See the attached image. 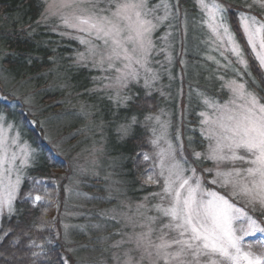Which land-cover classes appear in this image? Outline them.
Listing matches in <instances>:
<instances>
[{"label":"trees","instance_id":"obj_1","mask_svg":"<svg viewBox=\"0 0 264 264\" xmlns=\"http://www.w3.org/2000/svg\"><path fill=\"white\" fill-rule=\"evenodd\" d=\"M216 1L234 9L225 12L227 23L247 45L237 16L259 2ZM176 2L149 0L158 16L162 3L169 6L168 19L154 31V79L149 87L131 81L119 90L130 97L127 106H118L109 99L116 91L105 87L112 73L102 79L91 62H77L86 47L73 37L84 34L55 17L42 21L44 0H0V115L33 149L32 160L20 167L14 205L0 221V264H122L132 245L117 242L140 230L141 218H157L156 205L164 201L152 195L163 192L164 182L153 144L162 133L157 118L169 123L166 134L176 148L183 140L193 163L211 166L199 105L228 97L221 85L236 74L223 76L209 58L216 52L206 43L199 0H179L178 9ZM250 58L257 84L243 79L264 97V79ZM181 111L190 118L182 119ZM133 117L131 134L119 138L116 129Z\"/></svg>","mask_w":264,"mask_h":264},{"label":"snow or ice","instance_id":"obj_2","mask_svg":"<svg viewBox=\"0 0 264 264\" xmlns=\"http://www.w3.org/2000/svg\"><path fill=\"white\" fill-rule=\"evenodd\" d=\"M100 4L101 0H46L41 20L55 17L64 27L84 34L73 37L84 44L87 51V56L79 54L77 62L91 60L93 66L105 68L106 65L105 70H114L118 90L109 99L118 106H127L130 97L121 95L119 89L126 88L129 81L138 82L141 70L145 87H149L154 79L149 71L155 47L152 36L158 23L168 19L169 6L162 3L164 15L158 16L155 14L158 6H150L149 0H105L103 7ZM199 5L205 13L204 22L210 38L217 48L227 46V50L236 57L235 62L242 65L243 75L250 77L252 84L256 85L244 49L236 32L227 23L226 10L216 0H212L211 4L199 0ZM174 7L179 8V0ZM259 7L264 14V0L259 2ZM237 20V28L242 32L264 79V20L243 12L238 14ZM221 54L224 55L223 51ZM224 58L228 60L227 56ZM228 63L233 62L229 60ZM233 71L238 78L225 81L221 87L228 88L233 97L230 103L236 108L227 105L217 107L214 101L205 99L204 103L213 107L219 115L213 120L206 113H201L205 116L203 122L209 125L205 136L209 141L208 151L204 159L213 161L215 178L212 183L227 189V195L205 189L203 178L196 175L195 168L185 169L171 151L161 150L160 176L164 178L161 199H166L168 203L156 205V210L161 217H167L168 222L162 225L160 234L154 239L156 229L153 224L157 218L149 216V223L140 225L146 231L133 230L127 241L117 242L118 245L128 243L133 246L126 250L124 264H142L145 258L148 264H264V245L257 253L252 250L251 244L247 247L243 244L245 235L264 234V103L249 88V81L243 79L241 70ZM237 101L240 103L237 104ZM136 123L133 117L130 123L121 124L116 129L119 138L130 135ZM158 143V139L153 141V144ZM23 151L22 160L27 164L30 151ZM194 156L199 160L201 154L194 153ZM0 158L7 162L6 156ZM165 160H169L167 165ZM186 170L191 171L192 177L185 176ZM18 184L17 176L15 183L7 185L9 208ZM237 200H243L253 212L259 206L260 217L254 218L243 206L237 207ZM239 220H243L244 225L237 229L235 222ZM165 228L175 235L169 236L164 232ZM132 251L140 253L139 260L131 255Z\"/></svg>","mask_w":264,"mask_h":264},{"label":"rangeland","instance_id":"obj_3","mask_svg":"<svg viewBox=\"0 0 264 264\" xmlns=\"http://www.w3.org/2000/svg\"><path fill=\"white\" fill-rule=\"evenodd\" d=\"M46 2V0H44ZM104 2L105 0H101V4L100 6L103 7L104 6ZM206 3L211 4L212 0H205ZM218 4L222 5V7L226 10V11H231L234 12V9L232 7H227L226 5L221 4L219 1H216ZM257 2H261V0H257ZM259 4V3H258ZM256 4V9L253 8L254 13H252L253 11H242L243 13L255 16L258 20H264V14L262 15H258V13H261L262 10L260 9L259 5ZM227 20V18H226ZM229 22V20H228ZM230 25V23H228ZM232 30H234L233 26L230 25ZM74 30V29H71ZM237 30V29H236ZM75 31V30H74ZM154 34L152 36V40L154 43ZM206 43H208L209 45H211V50L215 51L216 54H213L212 57V62L214 63V65H216L221 71H222V75L224 76L225 72L229 71L230 73H234L236 74L235 71H233V69H238L241 70V75L243 76V78L246 79V75H243L242 72V65H240L239 63H236V57L233 56L228 50H227V46H225L224 49H218L216 46V43L213 42V40L210 38V33L209 30L207 28L206 30ZM237 35V34H236ZM239 36V35H237ZM240 42L241 47L244 49V53H245V57L248 60L249 66H250V70L253 68L252 66V59L250 57L254 59V56L251 52V49L248 47V45H243L240 41V39H238ZM247 43V42H246ZM248 47V48H247ZM249 52L250 51V55L246 54V51ZM223 51L224 55L221 54V52ZM85 55L87 56V51L85 50ZM152 53H153V49H152ZM225 56L228 57V60H225ZM249 56V57H248ZM250 59V60H249ZM232 61L233 63L229 64L228 61ZM88 62H91V60H87ZM217 61H219V63H217ZM81 63V62H79ZM152 65H156L155 62L153 61L152 55L150 57V62H149V71L150 74L153 75V70H152ZM97 69H99L100 71L103 72L102 75V79L107 78L108 76L105 74L106 72L110 71L109 73L111 74V77L108 78L106 85H112L110 87H107L108 89L117 91L118 89L115 87V71L114 70H105L106 69V65L105 68H101L99 66H94ZM252 72V71H251ZM155 76V75H154ZM234 76V75H233ZM253 76V73H252ZM233 78H238L237 75H235V77ZM250 78V77H249ZM223 79H225L223 77ZM251 79V78H250ZM139 80H144V73L143 70H141V76ZM218 80V79H217ZM230 79L226 78L225 81H228ZM131 81L128 82V84H130ZM151 83V82H150ZM127 84V85H128ZM127 88V87H126ZM126 88L123 89H119L121 92L123 90H125ZM227 91L229 92L228 88ZM258 96H260L258 93H256ZM261 102L264 103L263 99L264 97L260 96ZM210 100V102L214 101L215 105L217 107H222L227 105L229 108H236V105L231 104L230 101H232L233 97L231 95V93H228V97H224V99H221V102L219 100L212 99L211 97L209 98H205ZM203 99V100H205ZM182 102V101H181ZM240 103V101H237V104ZM198 105V104H197ZM200 106V111L201 113H206V115L208 117H210L211 119L215 120L217 115H219V113L213 108L210 107L209 105H206L203 101V104L199 105ZM181 107V106H180ZM237 111H239V109H236ZM170 113V112H169ZM181 115H182V119L183 117L185 118V120H188L190 118V115L188 114L187 117H185L186 115H183V111H181ZM3 117L2 120H0V142H2V147H0V157L6 156L7 157V162H5L4 159L0 158V180H2V183H0V221L3 217V215L10 211L14 205V201L16 200L18 193H19V188L21 185V166L25 165L22 157L24 155V149H28L30 151V160H32L33 158V149L31 147V145L29 144V142L27 140L22 141L21 140V136L20 134H18L17 131H13L12 125H10V123L7 122V120L4 118L3 115H0ZM205 120V116H202V120H201V125L200 128V133L205 137L207 135V128L209 127V125H206L203 121ZM157 124L161 127V134L158 136V140L159 143L155 144V147H157L158 151L156 152V149L154 150L155 153H158V155L156 154L157 158H158V165H159V171H161V166H160V156L159 153L161 152V150H166V151H171L174 156L175 159L184 166L185 169H191V168H195L196 169V175L200 176L203 178L202 180V184L203 187L207 190L210 191H215L217 193H219L220 195H227V189L220 187L218 184L212 183V180L215 178V165L213 164L212 160L210 161L211 166L208 165H200L198 167L197 163H193L192 159V152L186 147V143H184L183 140L180 139L179 144L177 143V148L175 147L174 144H172L170 142V139L168 137V135L166 134V128L169 127V123L167 122V120L163 119V118H157L156 119ZM162 143V144H161ZM209 144V141H208ZM169 145H171V149H169ZM208 151V148H207ZM207 151L205 153V155L207 154ZM194 153V152H193ZM197 153V152H195ZM15 155V159H13V156ZM203 155L200 156V158H202ZM195 157V156H194ZM169 163V160H165V165H167ZM190 163V164H189ZM227 167V166H224ZM5 169H7L8 171L6 172ZM204 169H213V171H205ZM17 176L19 177V184L16 185L15 188V194L12 196L11 199V208H9L8 205V191L9 189L7 188V185L9 183H15ZM185 176L188 177H192V173L190 170H186L185 171ZM150 176L146 177L147 183L149 184H156L154 180L149 179ZM195 179V177H193V180ZM160 195H164L163 192H160ZM168 201L165 199L163 202L161 201V204L163 205H167ZM139 207H142L143 209H145V204L146 202L143 203H139ZM243 206L245 208V210L248 212L249 215L255 217H260L258 215H255L256 212L259 214L261 211L259 209V206H257V210H259L260 212H258L256 210V212H253L251 210V207L246 205L244 203L243 200H237V207H241ZM149 217V216H148ZM157 224H153V228L156 229V231L153 232V238L155 239V237H157L160 232L159 229L162 227L163 224L168 222V218L167 217H161V214L157 215ZM139 223V227L141 224L147 225L149 223L147 217H143L141 218ZM244 225V221L243 220H239L235 222V227L237 229H240L242 226ZM140 231H146V228L142 229L140 227V230H136V232H140ZM164 232L169 233V236L175 235V233L169 232V229L165 228ZM238 235H240L241 233L238 231L237 233ZM243 244L245 247H247L248 244L252 245V250L254 252H259L261 250V246L264 245V234L262 233H256L254 235H245L243 238ZM133 247V246H131ZM131 255L136 256L137 260H139L140 257V253L136 252V251H132ZM127 259V257L125 258V260ZM125 262V261H124ZM124 262H122V264H124ZM135 264V262H134ZM142 264H148V260L147 258H145L142 261Z\"/></svg>","mask_w":264,"mask_h":264}]
</instances>
